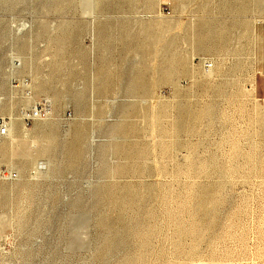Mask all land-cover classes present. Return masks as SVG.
<instances>
[{
  "label": "rangeland",
  "instance_id": "obj_1",
  "mask_svg": "<svg viewBox=\"0 0 264 264\" xmlns=\"http://www.w3.org/2000/svg\"><path fill=\"white\" fill-rule=\"evenodd\" d=\"M146 1L0 0V264H264V0Z\"/></svg>",
  "mask_w": 264,
  "mask_h": 264
},
{
  "label": "bare ground",
  "instance_id": "obj_2",
  "mask_svg": "<svg viewBox=\"0 0 264 264\" xmlns=\"http://www.w3.org/2000/svg\"><path fill=\"white\" fill-rule=\"evenodd\" d=\"M152 2H154V0H147L144 3H141V8H142V10H144L143 13L148 12L147 10H149V7L151 6ZM135 17H141L142 18L145 16H141L140 14H138V16H135ZM149 17H147V18H149ZM81 18H83L86 21L85 26L87 28V35L91 40H93L94 33H95V28H94L95 22H94V20H95L96 16L94 15L92 5L90 3L88 5V9L81 11ZM8 58H9V63L11 64L12 60L14 59V55L11 54V57H8ZM18 59L21 61V57ZM3 60H4V57H3ZM194 60H195V57L192 55L190 57L189 61H187V74H186V76H188L191 80L196 79L198 77L197 69L194 66ZM200 60H202L201 62H203V63L207 62V59H200ZM11 67H12V69L8 73V76H10V77L17 76L18 73L21 74V73H24V71H25V69L23 67L21 68V66L18 68H15L11 64ZM211 68H212V65H211ZM211 68L209 70H207L206 72H209L211 70ZM212 72L213 71L209 72V74L207 75L208 78L212 77ZM94 81H95V79H94V76L92 75L91 84H90V87H92V91L94 89ZM21 88H22L21 94L19 95V97L21 99L22 104L27 105L30 102L34 103V94L32 93L33 92L32 91L33 86L23 84V85H21ZM34 91L35 92L39 91L35 87V85H34ZM12 96H11V93H8L6 100H8V102H13L12 100L15 99L16 96L15 97H12ZM7 109H8V106L6 103H4V102L0 103V113H4ZM19 120H21V118L13 117V114L11 113L10 118H9V122L7 123V135L4 137H0L1 140H3V141H0V151L9 150V151L13 152L14 148H17V147L22 146V145H27L28 143H30L32 146H35V142H34L33 136H32V132H34L33 131L34 129L27 130L24 127V124L20 123ZM49 121H52V109H50V113L47 116H45L44 118H39L38 122L36 121L37 123L34 124L35 130L38 131L39 129H43L42 126L43 125L46 126V124H47L46 122H49ZM90 141H91V143L94 142L92 137L90 138ZM39 177L40 176H39V174L37 175L36 171H34V172L30 171L29 172L28 169H24L22 171V174H20L18 179L16 180V184H18V186L34 185L38 181ZM14 184L15 183L10 181L6 185L14 186Z\"/></svg>",
  "mask_w": 264,
  "mask_h": 264
},
{
  "label": "built area",
  "instance_id": "obj_3",
  "mask_svg": "<svg viewBox=\"0 0 264 264\" xmlns=\"http://www.w3.org/2000/svg\"><path fill=\"white\" fill-rule=\"evenodd\" d=\"M19 63L16 62L13 64L14 67H17ZM203 68L207 71L211 68L210 62H205ZM51 104L47 99L40 100L37 104H34L33 107H25L20 111L21 119L24 125L30 124L34 119L42 118L47 116L50 113ZM7 135V121L6 119L0 117V137ZM4 178H13L15 175L13 173H2Z\"/></svg>",
  "mask_w": 264,
  "mask_h": 264
}]
</instances>
